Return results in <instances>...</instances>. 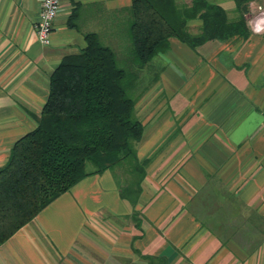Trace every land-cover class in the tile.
Instances as JSON below:
<instances>
[{
    "label": "crops",
    "instance_id": "obj_1",
    "mask_svg": "<svg viewBox=\"0 0 264 264\" xmlns=\"http://www.w3.org/2000/svg\"><path fill=\"white\" fill-rule=\"evenodd\" d=\"M131 1L59 0L42 45L40 0H0V167L36 128L61 60L85 33L115 45ZM205 1L237 17L234 0ZM249 31L196 49L170 38L156 57L158 80L135 106L146 162L135 205L117 169L86 177L0 245V264H264V33Z\"/></svg>",
    "mask_w": 264,
    "mask_h": 264
},
{
    "label": "trees",
    "instance_id": "obj_2",
    "mask_svg": "<svg viewBox=\"0 0 264 264\" xmlns=\"http://www.w3.org/2000/svg\"><path fill=\"white\" fill-rule=\"evenodd\" d=\"M253 1L234 0L237 17L229 20L205 0H132L115 45L85 33L84 48L52 72L36 128L13 144L0 167V245L81 180L120 166L125 173L114 176L120 197L135 205L146 164L136 157L143 126L135 106L158 80L156 57L167 52L170 38L191 49L246 40ZM77 18L75 8L68 27L77 28ZM193 21L200 22L196 32L188 26Z\"/></svg>",
    "mask_w": 264,
    "mask_h": 264
},
{
    "label": "built area",
    "instance_id": "obj_3",
    "mask_svg": "<svg viewBox=\"0 0 264 264\" xmlns=\"http://www.w3.org/2000/svg\"><path fill=\"white\" fill-rule=\"evenodd\" d=\"M59 9V0H40L39 20L34 26L40 44L49 45L53 23ZM247 24L252 33H264V0L252 2Z\"/></svg>",
    "mask_w": 264,
    "mask_h": 264
},
{
    "label": "rangeland",
    "instance_id": "obj_4",
    "mask_svg": "<svg viewBox=\"0 0 264 264\" xmlns=\"http://www.w3.org/2000/svg\"><path fill=\"white\" fill-rule=\"evenodd\" d=\"M126 52L129 54V50L126 49ZM129 64H126V65H120L122 68H124V66H128ZM131 65V64H130ZM116 172H118L119 176H123V172L125 173V170L123 168V166H120L119 168H117Z\"/></svg>",
    "mask_w": 264,
    "mask_h": 264
}]
</instances>
